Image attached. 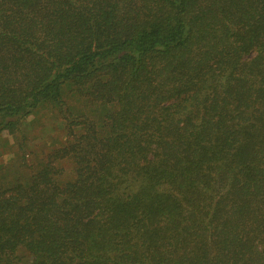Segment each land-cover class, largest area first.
<instances>
[{"label": "trees", "instance_id": "trees-1", "mask_svg": "<svg viewBox=\"0 0 264 264\" xmlns=\"http://www.w3.org/2000/svg\"><path fill=\"white\" fill-rule=\"evenodd\" d=\"M2 137L0 264H264V0H0Z\"/></svg>", "mask_w": 264, "mask_h": 264}, {"label": "rangeland", "instance_id": "rangeland-1", "mask_svg": "<svg viewBox=\"0 0 264 264\" xmlns=\"http://www.w3.org/2000/svg\"><path fill=\"white\" fill-rule=\"evenodd\" d=\"M33 118H34L33 116L32 117H29L27 119V121L22 126L23 133H25L26 135L30 136L29 139H31V142H30L29 147H33L35 144L40 143V142H42L45 139L44 138L45 136H44L43 130H33L32 129V126H31L32 125V122H31V120ZM57 126H58V124H55V121L54 122H50V123L47 124L46 129H48V130L54 129V128L57 129ZM3 140L4 139L2 137V140L0 139V146L1 147H2V142H4ZM8 141L11 143V139L10 138L8 139ZM8 148H9V146L5 144V151H4L5 153L4 154H1L0 153V155H1L0 156V160L2 158L3 159L4 158H9L11 156V154H9L10 152H9ZM0 152H1V149H0Z\"/></svg>", "mask_w": 264, "mask_h": 264}]
</instances>
